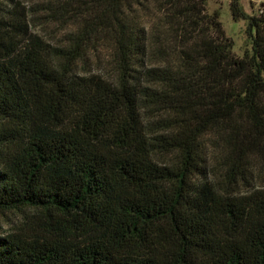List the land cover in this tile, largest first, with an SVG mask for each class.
I'll return each instance as SVG.
<instances>
[{"label": "trees", "instance_id": "16d2710c", "mask_svg": "<svg viewBox=\"0 0 264 264\" xmlns=\"http://www.w3.org/2000/svg\"><path fill=\"white\" fill-rule=\"evenodd\" d=\"M229 7L239 51L206 0H0V264H264V10Z\"/></svg>", "mask_w": 264, "mask_h": 264}, {"label": "rangeland", "instance_id": "374dc122", "mask_svg": "<svg viewBox=\"0 0 264 264\" xmlns=\"http://www.w3.org/2000/svg\"><path fill=\"white\" fill-rule=\"evenodd\" d=\"M21 7L25 10L33 11L46 5L51 0H19ZM232 0H206V10L208 13L217 12L225 32L230 36L235 44V50L239 51L247 42L246 22L243 20H234L230 13V3ZM242 8L250 15L263 13L264 3L262 0H239ZM42 19H34L30 28L34 33L40 35L46 42L54 47L63 45V41L68 35V28L55 23L41 24ZM101 67V65L99 66ZM101 72L100 68L98 70ZM102 73V72H101ZM254 174L256 180H249L250 184L264 188V155H259L256 159V169ZM4 229H0V235H3Z\"/></svg>", "mask_w": 264, "mask_h": 264}, {"label": "built area", "instance_id": "2783aa9c", "mask_svg": "<svg viewBox=\"0 0 264 264\" xmlns=\"http://www.w3.org/2000/svg\"><path fill=\"white\" fill-rule=\"evenodd\" d=\"M263 1V3H264V0H262Z\"/></svg>", "mask_w": 264, "mask_h": 264}]
</instances>
